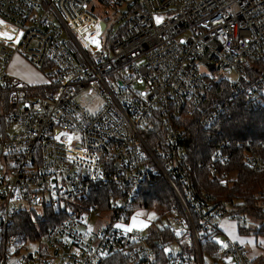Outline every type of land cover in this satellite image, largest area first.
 I'll use <instances>...</instances> for the list:
<instances>
[{
    "label": "built area",
    "instance_id": "2783aa9c",
    "mask_svg": "<svg viewBox=\"0 0 264 264\" xmlns=\"http://www.w3.org/2000/svg\"><path fill=\"white\" fill-rule=\"evenodd\" d=\"M0 21L13 37L0 36V264H101L114 254L131 264H205L200 241L214 233L220 264H255L245 245L220 238L230 204L197 196L186 130L198 112L204 128L221 117V105L203 110L217 81H230L228 99L244 92L248 106L264 104V0H0ZM19 54L45 85L9 74ZM90 94L96 109L84 101ZM154 118L166 137L156 153L144 138ZM212 161L216 179L232 186L223 148ZM245 161L264 167L257 155ZM153 174L178 205L144 210L167 220L183 247H154L148 233L114 227L143 209L137 195ZM105 187L106 198L96 193ZM255 198L264 211L262 192ZM48 211L56 221L44 235L17 230L22 214Z\"/></svg>",
    "mask_w": 264,
    "mask_h": 264
},
{
    "label": "trees",
    "instance_id": "16d2710c",
    "mask_svg": "<svg viewBox=\"0 0 264 264\" xmlns=\"http://www.w3.org/2000/svg\"><path fill=\"white\" fill-rule=\"evenodd\" d=\"M107 42L110 43V40ZM229 94L230 81L215 82L212 91L208 93L203 110L212 106L210 112H213L221 105V117L211 127L204 128L200 125V119L206 112H198L187 128L186 171L198 197H208L207 200L216 205L230 204L233 208L232 215L246 213L264 220V211L255 198L259 192L264 196V167L258 172L245 161L249 155H257L264 159V104L248 106L244 92L235 99L234 97L228 99ZM152 126L153 128L146 130L144 138L153 153H156L164 146L166 137L160 119L154 118ZM219 148H223V152L229 157L226 169L234 178L232 186L221 185L211 170L214 153ZM202 162L204 165L201 167ZM108 190V187H105L96 193L106 198L109 195ZM136 201L143 209L153 207L168 209L178 205L171 185L158 174H153L150 181L142 185ZM55 221V215L50 211L42 217L36 213H24L18 218L16 228L24 235L36 238L40 235L39 232L44 235ZM194 223L197 224L195 218ZM239 229L243 235L249 232L244 227ZM260 233L264 234V231ZM148 235L154 247L156 241H178L182 247L184 246L180 236L170 232L167 226L151 227ZM217 237L218 234L214 233L200 241L205 264L206 259L211 260L212 264H220V252L215 242ZM194 252L196 253V250ZM254 263L264 264V255L255 259ZM101 264L131 263L124 254H114L104 258Z\"/></svg>",
    "mask_w": 264,
    "mask_h": 264
},
{
    "label": "rangeland",
    "instance_id": "374dc122",
    "mask_svg": "<svg viewBox=\"0 0 264 264\" xmlns=\"http://www.w3.org/2000/svg\"><path fill=\"white\" fill-rule=\"evenodd\" d=\"M121 11V10H120ZM119 18V17H118ZM107 24L109 25V28L112 26L113 21L106 19ZM122 25L121 22L117 23L113 26L114 31H117L119 27ZM187 37V35L182 36ZM15 58V57H14ZM28 69V68H27ZM21 70V67H20ZM41 71V69H39ZM28 71V70H27ZM27 71H24L26 73ZM202 73L210 76L211 73L207 71L205 68H202ZM22 74V72H19ZM9 74L14 77L13 73L9 71ZM26 75H29V79L32 80L31 82L36 83L37 85H45L47 82L45 81V75L41 71V74L36 73L34 71L31 72V74L27 73ZM19 79H22L27 82V79L17 76ZM45 77V78H44ZM232 79H236L237 75L235 72L231 73L229 75ZM90 94L88 95L84 101L86 103L91 102V108L96 109L100 105V99ZM154 208V207H153ZM228 211H232V207H227ZM159 212H162L163 208H157ZM159 213H154L153 211H147L144 209H140L134 213V215L131 217V219L128 222L120 223L125 226V228H131V231L138 230L140 232H143L144 234H147L149 229L151 227H162L166 226L168 224L167 220L159 221ZM232 217L226 218L222 221L220 226V238L222 240H231L234 243L243 244L248 248L249 251V258L250 260L258 259L262 256L264 252V244H261L260 241L264 240V234H261L260 232L264 231V220L256 219L255 217H252L246 213H236L234 215H231ZM233 216L236 217L233 218ZM133 218H135L136 225H133ZM245 220L246 224L241 225L242 221ZM157 221V222H156ZM153 222H156L154 225H151ZM143 225H147L146 227ZM249 231L247 234L243 235L240 234L239 227H243ZM263 227V230L261 231V228ZM37 248L36 244L30 245V249L35 250ZM206 264H212L211 260L206 259Z\"/></svg>",
    "mask_w": 264,
    "mask_h": 264
},
{
    "label": "crops",
    "instance_id": "0c3cea01",
    "mask_svg": "<svg viewBox=\"0 0 264 264\" xmlns=\"http://www.w3.org/2000/svg\"><path fill=\"white\" fill-rule=\"evenodd\" d=\"M20 67H21V70H20ZM9 71H11L13 73L14 77H16V78H18L17 76L23 77L24 79L26 78L27 82L22 80V79H19V78L18 79L21 80L22 82H24L27 85H37L36 83L31 82L32 80L29 79V75H26L27 73L31 74V72L34 71L36 73L41 74V71L39 69H37L34 66H32L30 64V62L28 60H26L20 54L16 55L15 58H13V60L11 61L10 65H9ZM24 71H27V72L24 73ZM19 72H22V74L19 73ZM45 81L47 82L46 78H45ZM263 255H264V252H263L262 256Z\"/></svg>",
    "mask_w": 264,
    "mask_h": 264
},
{
    "label": "snow or ice",
    "instance_id": "6c2138e0",
    "mask_svg": "<svg viewBox=\"0 0 264 264\" xmlns=\"http://www.w3.org/2000/svg\"><path fill=\"white\" fill-rule=\"evenodd\" d=\"M161 22V18H157L156 19V23H160ZM4 23L3 21H0V24ZM22 35V33H21ZM0 36H3L9 40L13 39V37L11 35H9L7 32H4V33H0ZM97 46H99L98 42H97ZM133 225L135 226L136 225V221H135V218H133ZM143 226H147V225H143ZM114 227H116L117 229H124L125 231H131V228H125L124 225L122 224H115ZM219 243H223L222 241H218ZM261 244H264V240L260 241Z\"/></svg>",
    "mask_w": 264,
    "mask_h": 264
},
{
    "label": "water",
    "instance_id": "95a60500",
    "mask_svg": "<svg viewBox=\"0 0 264 264\" xmlns=\"http://www.w3.org/2000/svg\"><path fill=\"white\" fill-rule=\"evenodd\" d=\"M105 25H106V24H105V23H103L102 27H103V28H105Z\"/></svg>",
    "mask_w": 264,
    "mask_h": 264
}]
</instances>
